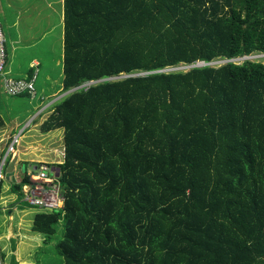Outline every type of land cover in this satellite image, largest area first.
I'll use <instances>...</instances> for the list:
<instances>
[{
	"label": "trees",
	"instance_id": "trees-1",
	"mask_svg": "<svg viewBox=\"0 0 264 264\" xmlns=\"http://www.w3.org/2000/svg\"><path fill=\"white\" fill-rule=\"evenodd\" d=\"M62 2L77 90L41 132L64 131V161L46 163L56 184L32 178L44 163L10 183L32 231L48 244L64 222L61 264H264V0ZM28 185L62 206L28 202ZM9 242L0 264H18Z\"/></svg>",
	"mask_w": 264,
	"mask_h": 264
},
{
	"label": "rangeland",
	"instance_id": "rangeland-1",
	"mask_svg": "<svg viewBox=\"0 0 264 264\" xmlns=\"http://www.w3.org/2000/svg\"><path fill=\"white\" fill-rule=\"evenodd\" d=\"M63 0H0V22L8 37V51L10 53V76L14 79L31 77L36 72L31 71L34 60H39L42 66L35 83L34 96L27 94L21 97L8 96L0 91V117L4 126L15 128L16 144L13 151H8L7 139H0V249L7 257L10 255L11 237L18 238L16 257L18 264H61L62 257L58 253L57 243L64 233V222L56 225L55 235L45 244V236L32 231L36 208L20 203L16 205V196L10 194V183L16 182L23 167L28 172H37L42 163H57L64 161V131L58 130L50 134H43L41 126L51 116V107L61 99L71 94H65L63 89ZM261 60L257 53L250 57ZM226 60H217L212 66H219ZM241 63L242 61L235 60ZM202 64V63H199ZM189 67H177L171 70H186ZM139 75V74H136ZM130 75V76H136ZM123 76V77H130ZM120 76L119 78H123ZM96 82L84 84L89 87ZM2 94V95H1ZM40 112V113H39ZM39 113V114H38ZM37 120L34 121L36 119ZM42 117L39 118V116ZM30 123L23 137L17 136L18 131ZM40 123H42L40 125ZM17 136V137H16ZM12 138L14 140L15 138ZM49 137L56 141L60 159L50 162L54 157L49 154ZM37 144H41L36 149ZM45 145V149L42 147ZM61 150V153L59 154ZM15 160L14 175L6 176V166ZM7 163H6V162ZM20 164V168L18 166ZM57 171V169H55ZM58 175V172H57ZM53 181V179H52ZM56 184V183H54ZM6 264H9L8 259Z\"/></svg>",
	"mask_w": 264,
	"mask_h": 264
},
{
	"label": "built area",
	"instance_id": "built-area-1",
	"mask_svg": "<svg viewBox=\"0 0 264 264\" xmlns=\"http://www.w3.org/2000/svg\"><path fill=\"white\" fill-rule=\"evenodd\" d=\"M4 43L5 37L0 25V81L2 83L4 93L8 96H20L27 91V93L34 95V81H14L7 75V52ZM16 142L17 138L12 141L8 151L12 150L13 145L16 144ZM39 170L40 171L37 175L32 176L34 180L54 183V178L49 175L50 167L48 164H42L41 169ZM55 187L57 186H54L52 189L45 190L42 185H37L35 187H30V185L25 186L24 189L27 194L26 200L32 204L43 206L46 210L59 209L60 206H62V202L60 201L59 190Z\"/></svg>",
	"mask_w": 264,
	"mask_h": 264
},
{
	"label": "crops",
	"instance_id": "crops-1",
	"mask_svg": "<svg viewBox=\"0 0 264 264\" xmlns=\"http://www.w3.org/2000/svg\"><path fill=\"white\" fill-rule=\"evenodd\" d=\"M8 38V37H7ZM9 41V40H8ZM7 44H8V42H7ZM8 53H9V51H8ZM40 65V67L42 66V64L40 63V61L39 60H34V62H33V64H32V67H31V71L33 70V67L35 66V65ZM9 66H10V53H9V59H8V68H7V70L9 71ZM11 71V70H10ZM9 71V72H10ZM9 75H10V73H9ZM23 78H27V77H23ZM16 79H20V78H16ZM0 91H1V93H3V86H2V83H1V81H0ZM2 95V94H1ZM40 113V112H39ZM38 113V114H39ZM37 117H38V115L36 116V119L34 120V121H36L37 120ZM40 117H42V115H40L39 116V118ZM2 119V118H1ZM42 123H40V125H41ZM30 126H31V124L30 123H28V124H26L25 126H24V128L23 129H21L20 131H18V133H17V136L18 135H20V137H23L24 136V134L28 131V130H30ZM15 134V128L14 127H6V126H4V123H3V126L0 128V135L2 136V138H5V139H7V141L6 142H8V145L10 144L9 142H11V140H12V138L15 136L14 135ZM50 135H51V133H49ZM16 136V137H17ZM15 138V137H14ZM49 142H48V144H49V146H50V150L51 151H49V154H52L54 157L51 159V161L50 162H55V160H57V159H60V157H59V155H56L55 154V151H57L58 149H57V146H56V141L54 140V141H52V137H49ZM0 141L2 142V143H4V141H2V139H0ZM41 144H37V145H35L36 146V149H38L39 148V146H40ZM44 149H45V145H43L42 146ZM61 153V150H60V152H59V154ZM63 162V161H62ZM47 163V162H46ZM16 165V162H15V160L13 161V163L12 164H7V165H5L6 166V170H7V174H6V176H8V177H11L12 175H14V173H13V170H15V168L16 167H14ZM18 166H19V168H20V164H18ZM23 169H25L24 167H23ZM1 170V169H0ZM28 172V171H27ZM28 173H32V172H28ZM22 175V174H21ZM20 175V176H21Z\"/></svg>",
	"mask_w": 264,
	"mask_h": 264
},
{
	"label": "water",
	"instance_id": "water-1",
	"mask_svg": "<svg viewBox=\"0 0 264 264\" xmlns=\"http://www.w3.org/2000/svg\"><path fill=\"white\" fill-rule=\"evenodd\" d=\"M50 211H52V210H50Z\"/></svg>",
	"mask_w": 264,
	"mask_h": 264
}]
</instances>
